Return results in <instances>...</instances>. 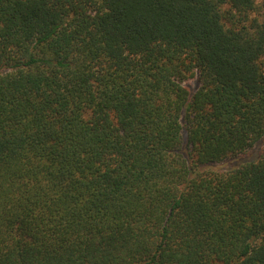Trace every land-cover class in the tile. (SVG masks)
<instances>
[{
  "label": "trees",
  "instance_id": "1",
  "mask_svg": "<svg viewBox=\"0 0 264 264\" xmlns=\"http://www.w3.org/2000/svg\"><path fill=\"white\" fill-rule=\"evenodd\" d=\"M263 137L264 0H0V264H264Z\"/></svg>",
  "mask_w": 264,
  "mask_h": 264
},
{
  "label": "rangeland",
  "instance_id": "2",
  "mask_svg": "<svg viewBox=\"0 0 264 264\" xmlns=\"http://www.w3.org/2000/svg\"><path fill=\"white\" fill-rule=\"evenodd\" d=\"M261 1L262 0H258V2L261 4ZM191 86H196V83L195 82H190ZM264 154V137L258 141L254 146L253 148H251L248 153L245 155V156H241L239 159L238 158H235L231 161H221V162H215V163H211L209 165H206L204 167V169H209V170H213L214 171H220V170H225L227 168H230L231 166H233V161L236 163L240 162L241 160H249V159H258L261 155ZM235 165V164H234Z\"/></svg>",
  "mask_w": 264,
  "mask_h": 264
}]
</instances>
